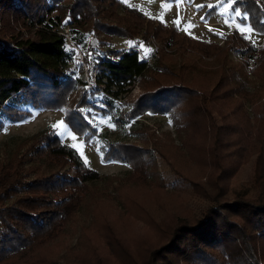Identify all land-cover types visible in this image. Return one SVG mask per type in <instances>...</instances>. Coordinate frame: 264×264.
Here are the masks:
<instances>
[{"label":"trees","instance_id":"obj_1","mask_svg":"<svg viewBox=\"0 0 264 264\" xmlns=\"http://www.w3.org/2000/svg\"><path fill=\"white\" fill-rule=\"evenodd\" d=\"M231 8L245 15L239 21L264 34V0H231ZM53 11L47 26L32 29ZM0 22V118L28 117L19 105L62 109L66 127L87 142L101 134L88 122L86 108L108 115L115 126L145 113L166 114L179 144L166 145L136 131L141 145L103 138L99 146L102 161L125 163L131 175L151 176L158 188L209 191L204 186H216L220 173L214 177V170L228 161L233 170L253 159L250 179L227 189V195L213 196L195 220L160 228L159 243L129 254L127 263L108 252L106 264H264V44L254 47L236 30L220 41L193 39L121 0H0ZM14 25L30 35L23 38ZM59 28L69 30L76 47L83 45V34L89 35L77 63L79 73L86 66V81L73 75L71 50ZM76 28L83 31L79 38L73 36ZM110 37L153 44L152 60L146 62L136 45L110 48ZM176 55L181 57L174 67ZM201 58H210L214 66L198 63ZM135 84L139 92L127 98ZM115 101L124 108H116ZM23 143L25 151L0 167V264L25 262L58 236L86 182L100 178L52 129ZM190 156L194 168L188 166ZM156 158L166 164L165 177L158 174ZM36 162L46 172L31 177L26 168ZM84 244L90 257L83 261L89 264L99 254L92 255L97 253L93 240Z\"/></svg>","mask_w":264,"mask_h":264},{"label":"rangeland","instance_id":"obj_2","mask_svg":"<svg viewBox=\"0 0 264 264\" xmlns=\"http://www.w3.org/2000/svg\"><path fill=\"white\" fill-rule=\"evenodd\" d=\"M121 1L124 5L140 11L147 18L165 25L173 24L181 33L193 39L220 41L222 34L236 30L254 47L264 42V34L253 31L246 22L239 21L238 17L244 19L245 15H237L238 9L228 7L231 5V0ZM209 4L214 7H207ZM197 5H204V7L198 8ZM117 13L121 14V11L118 10ZM53 14H55L54 11L49 15ZM177 20L179 23H174ZM189 24L193 26L188 27ZM14 28L21 33L23 38L30 35L21 25H14ZM32 29H35V25ZM64 31L69 33L67 28ZM81 34L83 31L79 28L73 32L75 38H79ZM82 36L83 45H79L80 47L77 49H69L73 60L70 66L75 77L86 81L88 75L85 71L86 66L83 67L82 73L77 71V63L81 61L84 53V43L89 37L86 34ZM108 41L109 47L116 49L127 47V45H136L141 57L146 62L152 60L153 44L144 45L141 42L133 44L118 37H110ZM105 48L106 46H103L100 49ZM180 57L172 56L174 67L178 66ZM229 57L233 62L237 60L235 56L229 55ZM197 62L206 67L214 66V62L210 58H201ZM138 92L139 87L135 84L127 98L134 97ZM114 104L116 108H124V105L117 101ZM19 106L29 111L30 115L18 122L0 118V167L15 152L25 151L21 146V144H25L23 143L24 139L47 128L54 131L61 143L74 149L84 165L96 171L100 178L86 182L84 195L78 202L72 218L64 224L58 236L33 252L27 261H11L7 264H87L83 261V257H90L86 254L87 247L84 244L86 240H93L95 244L97 253L92 255L99 254L98 259H90L89 264H106L104 256L108 252L116 253L121 261L127 263L131 259L129 254L136 256L141 254L144 245L159 243L160 237L164 233L160 232V228L165 231L176 221L195 220L210 205L213 196L227 195V189L241 186L250 179L254 169L253 159H249L245 164L233 170L229 168L232 167L229 166L232 163L228 161L225 166L214 170V177L217 176L219 170L220 173L215 179L216 186H204L209 187V191L206 189L194 191L189 186L175 189L164 186L158 188L160 186H156L157 184L154 183L151 176L146 178L147 180L145 178L140 180L134 174L131 175L130 167L125 163L112 160L102 161L99 146L102 144L103 138L110 141L135 142L141 145L134 134L136 131L152 134L151 140H158L166 145L171 140L173 144H179L178 134L166 114L145 113L115 126L108 115L94 113L91 109L86 108L84 111L89 114L88 122L101 136L91 137L89 141L85 142L80 135L66 127L62 119V109L46 111L28 105ZM56 125L59 127H54ZM156 160L158 174L165 177L166 164L158 158ZM191 161L194 163L195 160L190 156L187 161L188 166L194 168ZM26 170L31 174V177L32 172H34L33 176H36L45 171L40 162L27 167ZM226 174L229 177L224 179ZM218 187H222L223 191H219ZM109 232L113 234V237L109 236ZM142 239L144 241L141 243ZM107 244L108 246H106Z\"/></svg>","mask_w":264,"mask_h":264},{"label":"built area","instance_id":"obj_3","mask_svg":"<svg viewBox=\"0 0 264 264\" xmlns=\"http://www.w3.org/2000/svg\"><path fill=\"white\" fill-rule=\"evenodd\" d=\"M48 17H50V15H46L40 19V21L38 23L35 24V28L36 27H45L47 26L48 24ZM65 28H59L56 32L57 34L61 35L64 40H65V43H66V49L69 50V49H77V47L74 45V43L72 42V39H71V36L70 34L67 32V31H64ZM264 44V42H263ZM123 49H126L127 47L124 46L122 47Z\"/></svg>","mask_w":264,"mask_h":264},{"label":"snow or ice","instance_id":"obj_4","mask_svg":"<svg viewBox=\"0 0 264 264\" xmlns=\"http://www.w3.org/2000/svg\"><path fill=\"white\" fill-rule=\"evenodd\" d=\"M196 7L201 8V7H204V5H197ZM207 7L213 8L214 6L212 4H209V5H207ZM228 7H231V5H228ZM239 14L240 13L237 11V15H239ZM201 19H204V17H201ZM174 23H177L178 24L179 23V20L175 21ZM192 26L193 25H191V24L188 25V27H192ZM185 30L187 31V28ZM209 30H211V29H209ZM54 127H59V125H56ZM73 139H75V136H73ZM73 147H76V145H73Z\"/></svg>","mask_w":264,"mask_h":264}]
</instances>
